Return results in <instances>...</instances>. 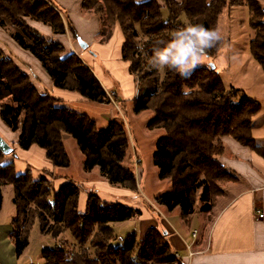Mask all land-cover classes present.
<instances>
[{"label":"trees","instance_id":"obj_1","mask_svg":"<svg viewBox=\"0 0 264 264\" xmlns=\"http://www.w3.org/2000/svg\"><path fill=\"white\" fill-rule=\"evenodd\" d=\"M162 5L160 4V2ZM264 0H82L81 10L99 21V41L107 42L115 25L120 26L124 43L122 60L128 64L137 92L132 101L135 114L150 111V130L163 131L156 142L152 163L159 181H169L170 190L155 199L168 211L180 209L182 218L194 213H208L224 194L225 186L237 179L219 163L225 153L223 138L235 140L241 147L263 154L253 138V118L262 106L235 87L225 88L219 72L197 67L189 77H181L166 67H153L138 49L151 54L157 41L168 40L174 30L188 24H202L216 30L218 17L226 8L247 7L250 41L248 50L264 73ZM167 10L166 20L162 10ZM7 20L13 41L35 57L47 72L52 85L78 93L88 102L111 103L99 84L76 54L68 52L62 42L44 38L28 25L36 22L51 29L53 37L71 34L78 40L70 20L53 0H0V27ZM223 41L207 49L215 59ZM117 106L122 103L113 93ZM117 115V114H116ZM0 119L17 134L19 149L41 148L54 168L69 166L63 136L75 141L84 157V169L94 168L103 174L110 187L139 192L132 168L128 131L119 115L104 129L87 114L74 111L54 98L49 91L40 92L30 76L0 49ZM0 151V211L2 191L13 189L15 218L11 221V239L16 257L27 247L34 224L42 234L57 241L68 232L77 249L68 253L63 244L43 249V264H184L173 252L167 232L151 227L142 238L127 236L123 246H114L112 224L137 220L141 211L124 204L105 202L85 187L68 180L58 189L54 173L44 172L34 180L31 172L14 171L15 153ZM131 164V163H130ZM87 195L86 207L78 211L79 195ZM89 249L92 250L91 254Z\"/></svg>","mask_w":264,"mask_h":264},{"label":"crops","instance_id":"obj_2","mask_svg":"<svg viewBox=\"0 0 264 264\" xmlns=\"http://www.w3.org/2000/svg\"><path fill=\"white\" fill-rule=\"evenodd\" d=\"M53 1L61 12L68 16L78 39L85 43V49H82L78 42L72 39L71 34L69 37V33L53 37L51 29L45 25L32 21L28 22V25L37 30L44 38L52 37L58 42H62L68 52L75 53L92 71L108 96L115 93L123 106L128 102L132 109L137 85L134 82V77L128 73V64L122 60L121 47L124 40L120 26L115 25L111 37L107 42L101 43L98 37L99 21L96 17L88 16L81 10L82 0ZM4 24V27H0L1 51L13 59L30 76L34 86L40 92L49 91L54 98L71 109L79 105L90 104L76 92L55 88L39 61L24 51L11 38L10 33H15L17 30L12 28L7 20H4ZM113 104L112 106H114ZM144 113L146 112L140 113V115ZM148 118L151 119L152 116H148ZM99 120L102 121L100 125L102 127L99 128L104 129L112 119L105 118L103 120L102 114ZM94 121L97 125V119ZM252 121L251 134L255 139V144L264 150L263 107ZM145 126L146 133H155L158 136L156 138L159 139L162 137L163 131L150 130L147 125ZM0 137L5 143L13 144L14 171L18 175L28 170L36 180L44 172L54 173L55 178L52 180V184L55 189L61 187L68 180L73 182L71 179L56 175L55 168L38 146L34 145L29 150L19 149L16 144L17 134L8 130L1 119ZM65 139L68 140V136L64 135L63 141ZM157 141H155L154 147ZM222 141L226 151L220 157L219 163L224 165L237 179L224 188V194L217 198L212 210L207 214L196 212L188 218H182L180 209L175 208L173 211H168L156 203V208L159 210L158 216L163 218L157 220L153 217L154 206H150L151 208L149 207L150 210H148L139 196V194L143 195L142 191L139 190L138 193L133 194L124 189L112 188L96 168L89 172L83 166L86 177L82 183L78 184L84 185L92 191L94 189L98 197L105 202L119 203L121 200L122 204L140 210L141 215L136 220L139 221L140 229L147 231L151 227L163 228L167 232V238L177 259L182 260L184 264H264V151L263 154H260L243 148L231 138H223ZM17 158L18 160H16ZM169 184L167 183V185ZM169 190L170 186L164 193ZM84 193L81 191L79 195L78 211L80 212H83L86 207L87 195ZM164 193H160L159 196ZM156 198L157 196L154 197V200ZM257 213L263 215L262 219L257 218ZM154 220H157L158 224H154ZM12 231L11 223H0V264L19 263L20 257H16L15 246L11 239ZM194 231L197 234L193 239L191 234ZM187 246L190 247L189 251L194 254L191 257L186 249Z\"/></svg>","mask_w":264,"mask_h":264},{"label":"rangeland","instance_id":"obj_3","mask_svg":"<svg viewBox=\"0 0 264 264\" xmlns=\"http://www.w3.org/2000/svg\"><path fill=\"white\" fill-rule=\"evenodd\" d=\"M159 2L162 5L161 1ZM161 10L162 17L166 20L168 17L167 10L163 8ZM263 11L264 7L261 11L263 14L262 20L264 22ZM85 13L88 16H93L91 13ZM181 22L185 26L189 25L184 18L181 19ZM217 22L215 31L219 33L221 41H223L218 49V55L215 59L208 57L207 60L198 67H214V69L219 72L220 78L226 89L232 86L240 89L245 95L258 102V104L264 108V75L261 67L254 62L250 50H248L251 31L249 29V13L247 7L226 8L218 17ZM68 35L70 37V34ZM111 103L113 104L112 101ZM111 103H104L101 105L90 102V104L79 105L72 107V109H74V111L84 112L93 120L97 119L98 127H102L100 126L102 124V121L99 120L100 115L102 116L103 114V120H105V118L113 119L117 115L120 116L128 131V140L133 148H131V150L136 153L132 154L133 160L132 162H128L127 165L133 169L136 181L138 182V188L140 192L142 191L143 193V195L139 194V196L144 201V205L148 210H150V206L155 207H153V217L157 220H162L163 218L158 216L159 210L156 208L154 197H158L160 193H164L170 186V182L158 180L157 169L152 163L154 143L159 139L156 138L158 136H156L155 133H146L145 130V125H147V121L150 119L148 116H152V113L147 111L144 114L138 115L132 111L131 104L128 102L124 106L121 105V108L118 106L117 109L115 105L113 104L114 106H112ZM63 142L67 156H69L70 164L64 169L55 168L56 175L61 178L66 177L67 179H71L74 184L79 185L78 183H82L86 177L85 170H83L84 157L79 152L75 141L71 138L68 137V140L65 139ZM136 159L140 160V163H135ZM16 160H18V158ZM167 183L169 185H167ZM227 186H225V188ZM12 199L13 189L11 186H7L2 191L3 203L0 211L1 224L11 223L16 216ZM122 203L123 201H121L120 204ZM157 220H154V224H158ZM111 226L114 233V241L112 243L114 246H123L127 236L132 233H135L138 238H142L146 232V229H140L139 221L136 220L115 223ZM188 240L190 241V238ZM27 243L28 245L20 255L18 264H43L41 251L43 249H52L55 245L59 244H63L68 253L78 250L75 241H73L68 232L61 234L56 241L50 234H42L38 224L32 226ZM89 252L91 254L92 250L89 249Z\"/></svg>","mask_w":264,"mask_h":264},{"label":"clouds","instance_id":"obj_4","mask_svg":"<svg viewBox=\"0 0 264 264\" xmlns=\"http://www.w3.org/2000/svg\"><path fill=\"white\" fill-rule=\"evenodd\" d=\"M144 0H136L142 3ZM221 40L215 30L202 24H189L172 32L170 39L157 41L151 54L144 52L143 45L138 49L153 67H166L181 77H189L193 70L207 60V49Z\"/></svg>","mask_w":264,"mask_h":264},{"label":"water","instance_id":"obj_5","mask_svg":"<svg viewBox=\"0 0 264 264\" xmlns=\"http://www.w3.org/2000/svg\"><path fill=\"white\" fill-rule=\"evenodd\" d=\"M78 44L82 49L86 48V45L83 41L77 40ZM0 151L3 155H9L12 152V148L9 144L5 143L4 140L0 137Z\"/></svg>","mask_w":264,"mask_h":264},{"label":"built area","instance_id":"obj_6","mask_svg":"<svg viewBox=\"0 0 264 264\" xmlns=\"http://www.w3.org/2000/svg\"><path fill=\"white\" fill-rule=\"evenodd\" d=\"M263 13H264V11H263ZM108 97H110V99L113 101V103H114V105H115V108L117 109L118 108V106H117V104L114 102V97H113V95H110V96H108ZM140 163V160H135V163ZM262 217H263V215L261 214V213H257V218L258 219H262ZM196 231H194L192 234H191V237H193V239L196 237ZM186 249L189 251V249H190V247L189 246H187L186 247ZM194 254L193 253H191V251H189V256L191 257V256H193ZM176 257H177V255H176Z\"/></svg>","mask_w":264,"mask_h":264}]
</instances>
